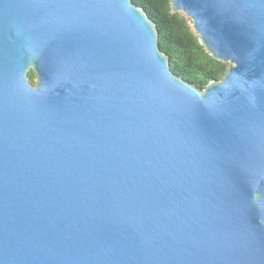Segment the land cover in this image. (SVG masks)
<instances>
[{"label":"water","instance_id":"obj_1","mask_svg":"<svg viewBox=\"0 0 264 264\" xmlns=\"http://www.w3.org/2000/svg\"><path fill=\"white\" fill-rule=\"evenodd\" d=\"M170 7L203 90L131 0H0V264H264V0Z\"/></svg>","mask_w":264,"mask_h":264},{"label":"trees","instance_id":"obj_2","mask_svg":"<svg viewBox=\"0 0 264 264\" xmlns=\"http://www.w3.org/2000/svg\"><path fill=\"white\" fill-rule=\"evenodd\" d=\"M154 23L158 36L157 45L169 60L171 71L185 82L203 90L208 83L219 81L228 65L214 60L203 49L192 31L190 21L173 12L170 0H131ZM35 84V73H28Z\"/></svg>","mask_w":264,"mask_h":264},{"label":"rangeland","instance_id":"obj_3","mask_svg":"<svg viewBox=\"0 0 264 264\" xmlns=\"http://www.w3.org/2000/svg\"><path fill=\"white\" fill-rule=\"evenodd\" d=\"M227 65H228V67H229V64L228 63H226ZM35 80H36V76H35Z\"/></svg>","mask_w":264,"mask_h":264},{"label":"bare ground","instance_id":"obj_4","mask_svg":"<svg viewBox=\"0 0 264 264\" xmlns=\"http://www.w3.org/2000/svg\"><path fill=\"white\" fill-rule=\"evenodd\" d=\"M229 64V62H227Z\"/></svg>","mask_w":264,"mask_h":264}]
</instances>
